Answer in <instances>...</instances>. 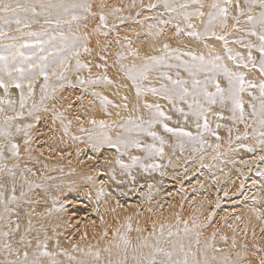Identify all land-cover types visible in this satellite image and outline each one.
Returning a JSON list of instances; mask_svg holds the SVG:
<instances>
[{"label": "rangeland", "instance_id": "obj_1", "mask_svg": "<svg viewBox=\"0 0 264 264\" xmlns=\"http://www.w3.org/2000/svg\"><path fill=\"white\" fill-rule=\"evenodd\" d=\"M5 2L13 6L22 5L26 10L19 13L18 18L23 21L20 25L15 23L16 17L9 16L6 20L5 14H0V33H2L0 34V80L8 85L7 94L5 89L0 87V109H2L0 111V128H5L10 133L7 136L0 135V151L3 153V156L0 157V264H15L16 261H22L25 252L28 253L29 260H31L34 255L45 250L42 243L39 240V243L36 242L37 239L35 238V232L42 217L37 220L38 223L35 222L36 228L32 230L34 232L28 231L24 227H17L25 213V205L33 201L30 197L38 189L36 185L31 184L26 191L23 190V183L29 181L27 178H23L25 173L23 168L27 166V154L22 153L21 155L24 157L22 158L24 164H19V166L13 164L15 161L13 159L19 155L13 154L11 145H18L19 152L20 147L24 148V142L27 138H31V142L37 150H50L48 145L52 147L54 144L50 152H53L56 159L61 160V162L67 161L71 153V151L61 148V144L74 146L73 153L77 156H80L86 149H92L94 152L99 151V154L101 151H114L115 156L112 163L114 168H117V177L119 173L120 181L123 180L120 182L121 185L124 184L127 189L135 184L140 188L145 183L153 186L156 184L158 188L161 185L165 187L168 181L170 182L169 185L174 184L173 180L168 177V171L170 169L177 170V162H182V169L179 171L181 173L179 184H181L190 179V176H187L186 165L192 164L198 157L199 159L204 158L203 153L209 155L210 160H212L211 163L215 160H221L223 163L225 154L236 153V156L231 160L232 168L238 170V167H241L247 171L243 175L238 170L243 182L252 177L261 182L262 197H264V143L261 142L264 141V136L260 134L264 132V127L260 124L259 115L254 116L252 114L253 109L250 107L254 103L256 111L259 113V84L264 80V76L259 71L260 53L257 48L254 47L251 50V55L256 61V67H253L248 61L249 49L245 45L249 41L258 45L259 41L256 36L248 35L247 29L251 28V25L246 23L248 4L245 3V0H239L241 8L245 11L244 16H239V24L233 18L239 15L236 8L237 0H232L231 4H225V0H209L206 6H209H207L209 8L208 14L216 11L211 7L214 3L228 8V28L224 29L222 22L218 21L213 30L226 35L228 47L232 49L234 54L239 53L244 58L243 62L248 63L247 68L238 66L237 62L227 58L223 41L212 36H205L203 40H200L187 35L189 31L193 30L204 32L207 26L208 14L205 25L197 29H189L187 24H192L193 20H199L200 16L193 15L186 21L183 15L184 11L193 13L197 9L201 10L202 0H199V3H193L192 0H5ZM166 3L175 7L176 11L166 9ZM185 3L188 4L186 10L179 7ZM72 4H90L92 13L97 15L82 13L80 9H76L77 14L81 15V19L72 20L71 11L65 12L64 10V6ZM114 9H120V11H114ZM260 11L258 4L253 6V15L258 16ZM101 12L107 17V27L101 25L99 20ZM57 19L60 20V23L56 22ZM176 25L183 29L179 34H177ZM232 25H236V27L233 28ZM98 26L99 31H96ZM167 30L171 32V37L165 32ZM257 31H259L258 26ZM172 37H174L173 40L166 39ZM189 39L197 42L201 47L212 40L219 47V52L206 51L204 53L197 51L184 42ZM140 40L150 42L153 47L138 63L135 60L137 55L133 53H137L134 44ZM237 41L240 42L237 43ZM164 43H167L172 50H179L176 54L190 51L197 55H204L206 58L210 54H219L223 57V63L230 70L243 73L246 82L250 81L256 84L257 87H246V90L240 94L244 103L243 122L239 119V110L235 112L237 118H231L234 114L231 110V102L223 107L219 104L211 106V111L206 113L208 128L205 129L203 126L204 116L193 115L188 105L178 98L175 99L174 107L173 103L161 95H153L149 91H145L138 97L132 82L120 70V64H124L126 67L132 64L141 65L146 57L161 55ZM85 45L88 48L87 52L84 51ZM118 53H123V59L118 60ZM77 54L80 63L89 65L91 71L87 68L77 69ZM181 59L191 60L190 57L183 55H181ZM169 62L172 64L180 63L175 59ZM43 67L47 69V81H45L44 73L41 71ZM160 71L168 72L173 79H177V72H179L180 78L189 79L188 73L182 67L161 68ZM61 72L64 75L63 80L57 79L56 76V73ZM104 76H107L108 79L110 76L123 77L124 82L122 81V84L131 90L135 101L131 103L124 101L127 105L125 107L123 100L128 96V93H122L123 104L117 123L101 127L97 123H92V119L83 118L81 112L83 114L88 109V104L93 102L103 106L101 98L106 94L109 87V84L102 79ZM200 78L203 79V74ZM218 79L221 87L226 88L227 80L222 75ZM80 80H84L86 83L81 84ZM91 80L96 81V83H87ZM17 83H20L22 87L17 88ZM142 84L145 88H160L162 84H168L170 88L172 87L169 81L161 79L159 73L155 71L150 72L148 79L142 81ZM29 85H31V91H29ZM21 91H23V108L20 106ZM209 91H215L211 84ZM45 96H47L46 99ZM254 96L257 99L253 100ZM9 101L12 103L9 104ZM146 103L160 105L165 117H170V119L160 117L159 122L150 129L163 139V144L159 139L154 140L146 132H125L126 127H132L128 124L129 119L139 123L141 118L144 122L153 118L154 109L146 108L144 106ZM177 108L183 109V112L177 111ZM6 117L12 118L7 125L4 123ZM165 123L170 128L182 129L184 132L191 133V136L167 132L163 127ZM144 126L147 128V123ZM17 128L20 130L17 131ZM111 131L114 133L111 134ZM108 138H111L113 142L117 141V138L126 140L135 138L140 141L141 147L137 148L131 144L127 147L122 144L113 147L108 142ZM148 145H154V148L148 149ZM161 148L162 153L157 151ZM83 156L82 154L81 159ZM250 156L256 160L250 159ZM133 157L138 159L134 161ZM85 160L83 159V161ZM201 160H199L201 165H198V169L208 170L209 163L204 165V159ZM250 161L251 163H248ZM28 173L31 172L28 171ZM152 177L156 182L155 180L150 181L153 179ZM152 181L155 183L153 184ZM40 186L43 187V185ZM49 188L47 187V189ZM178 188L175 187V190L182 195V186ZM44 189L46 194V188ZM244 189L243 184L240 186L239 193L233 195L231 194L232 191L217 187L212 196V204L208 206V213L201 221L200 228L208 230L207 246L215 253H225L229 248H233L229 241H238L248 245L251 249L253 255L251 252L250 255L253 258V264H261V261H264V230L244 229L238 226L231 232V238L227 242L225 241L227 238L220 235L219 232L221 223L218 214L223 209L230 208L228 203L237 200V196L244 195ZM113 190L119 191L116 187ZM159 192L160 190L157 188L152 191L147 198L149 203L150 200L154 202V198ZM182 196L184 197L181 198V202H183L181 206H186L189 193ZM156 210L149 209L153 213ZM174 218L175 223L173 225L177 222L178 225L175 226H180L179 223L182 221L179 219V214H176ZM123 226V231H127L129 226ZM76 228L79 229V226L77 225ZM69 229L65 231L69 233ZM66 232L65 234H67ZM65 234L63 235L66 237L65 245L70 250L65 254L62 251V255L61 252H57L58 250L55 252L53 249L52 253L54 255L57 253V255L55 257H41L43 264H51L53 259L57 264H76L68 263V261L73 259L81 249L75 248L73 241L68 240L69 236L72 235L71 232L68 237ZM193 234L191 239L189 238L188 242L181 248L179 239L172 229L158 231L157 243L155 242L150 250L132 249L123 238L122 244L124 246L122 245L123 247L116 255L108 257L106 261L99 259L91 263L89 260V264H148V261L152 259L156 261V264H167L169 257L165 252L172 253L171 259L173 261L185 259V253H187V259L193 261L196 259L199 250L196 240L198 238L199 243L202 244L204 238L203 232L199 230ZM34 239L35 241H33ZM228 242L231 244L229 247ZM157 249L165 251L159 252ZM78 261L84 262L79 259ZM85 262L88 264V261Z\"/></svg>", "mask_w": 264, "mask_h": 264}, {"label": "bare ground", "instance_id": "obj_2", "mask_svg": "<svg viewBox=\"0 0 264 264\" xmlns=\"http://www.w3.org/2000/svg\"><path fill=\"white\" fill-rule=\"evenodd\" d=\"M208 1L202 0L203 8L200 11L204 15L200 16L199 20L192 21V29L205 25L209 10V6H206ZM165 32L170 37L172 36L170 31ZM166 39L173 40L174 37ZM184 42L200 52H219V47L212 40L208 41L204 47L190 39ZM151 47L153 45L148 41H137L134 44V48L138 53L135 60L140 63ZM109 80L112 83L109 84L108 91L102 97H106L111 103L103 102L101 107L93 102L88 104V109L83 114L81 112L82 117L92 119V123L95 121L100 125V122L103 121V127L117 123L124 101L126 103L135 101L131 90L123 86V77L110 76ZM122 93H128L127 99L123 100ZM125 102L123 105H125ZM113 133L114 131H111V134ZM24 145V148L20 147L19 156L16 155L18 157L13 159L15 160L13 164L17 166L22 164L24 162L22 158L24 157L21 155L22 153L27 154V169L26 167L23 168L26 169L23 170L25 172L23 178H27L29 181L23 183V190L26 191L31 184L36 185L38 189L30 197L33 201L25 205V213L18 226L32 231L36 228L37 220L42 217L35 232L36 242L39 240L43 246L46 244L50 253L54 249V251L58 250L57 252L61 253L63 251L64 254L70 249L66 247V237L63 235L71 228L69 230L72 235H70V232H66L65 235L68 237L69 234L70 238L68 240H72L75 248H80L81 251H78L68 263H82L78 259L84 261L85 264V261H88L89 264V260L91 263L99 259H105L106 261L108 257L116 255L120 248L124 246L122 244L123 238L132 249L150 250L157 241L158 231L172 229L179 239L180 247L186 244L189 238L191 239L194 235L193 232L197 230L203 232V243L198 244L199 250L196 259H194L199 261L200 264H253V258L250 255L252 251H250L248 245L228 240L231 238V232L237 229L238 226L244 229L264 230V197H262L261 182L254 177L248 178L244 182L241 180L240 173L244 175L247 171L238 167L239 165L237 167L240 173L232 168L231 160L236 156V153L225 154L223 163L221 160H215L211 163L212 160H210L209 155L203 153L204 158L199 159L198 157L192 164L186 165L187 176H190V179L181 184H179V175L181 174L179 171L182 169V162H177V170L170 169L168 171V177L173 180L174 184L169 185L170 182L168 181L165 185L166 188L164 185L158 188L154 184L156 180L152 177L153 179H150V181L155 180V182L152 181L154 186L145 183L140 188L135 184L127 189L124 184L121 185L120 182H123V180L120 181L121 176L119 178V173L117 177V168L115 169L112 163L115 156L114 151H101L102 153L99 154V151L94 152L92 149H86L82 152L84 155L82 158L86 159L83 161L81 159L82 154L77 156L73 153L74 146L61 144V148L71 151L67 161L61 162V160L56 159L53 152H50L54 144L52 147L48 145V148H51L50 150H37L31 142V138H27ZM250 157V159L256 160V158ZM201 159H204V165L209 163L208 170L198 169V165H201L199 161ZM248 163H251V161ZM28 171L31 173H28ZM243 184L245 188L243 190L244 195L237 196V200L228 203L230 208L223 209L218 214L221 223L220 235L226 237L225 241H229L233 248H229L225 253L217 254L207 246L208 230L200 228L201 221L208 213V206L212 204V196L215 194L217 187L230 190L232 191L231 194L237 195L240 186ZM40 185H43V187ZM118 186H121V188H118ZM179 186H182L181 191L183 194L189 193L186 206H181L183 194L181 195L175 190V187L178 188ZM47 187L50 188L47 189ZM115 187L119 191H114L113 188ZM44 188H46V194ZM155 188L160 192L155 196L154 202L150 200L149 203L147 198ZM149 209L157 210L153 213ZM176 214H179V219L182 221V223H179L180 226L177 227L175 226L177 222L173 225ZM77 225L79 229L76 228ZM123 225H130L127 231L124 230L125 234L123 233ZM186 227L187 232L185 231ZM34 245L32 246L34 247ZM32 246L30 247L32 248Z\"/></svg>", "mask_w": 264, "mask_h": 264}, {"label": "snow or ice", "instance_id": "obj_3", "mask_svg": "<svg viewBox=\"0 0 264 264\" xmlns=\"http://www.w3.org/2000/svg\"><path fill=\"white\" fill-rule=\"evenodd\" d=\"M193 3H199V0H192ZM232 0H225V4H231ZM245 3L248 4L247 9V19L246 23L251 25V28L247 29L248 35L250 36H256L258 38L259 44H253L251 41H249L245 47L249 49L248 53V61L252 64L253 67H256V61L253 59L251 55V50L255 47L260 53V60H259V71L262 76H264V0H245ZM256 4L259 5V8L261 11L259 12L258 16L252 14V8ZM182 9H187L188 4H181L179 5ZM211 7L216 10L214 12H210L208 14V21L207 26L204 30V32H198V31H189L187 35L196 37L197 39L203 40L205 36H212L215 37V39L223 41L225 46V51L227 53V58L229 60H232L234 62L238 63V66H242L244 68L248 67V63H244V58L239 55V53H233L232 49L228 47V40L226 38V35L215 32L214 25L220 21L222 22L223 28L227 29L228 24V8L226 6H221L218 3H214L211 5ZM165 8L169 11H176V8L173 6L165 4ZM200 8H203V5H200ZM236 8L238 10L239 15L236 17H233L236 20V23L239 24V16H244L245 11L243 8H241L239 4V0H237ZM76 9H80L82 13H89L91 15H97L96 13H92L91 11V5L90 4H72L70 6H64L65 12L71 11V19L72 20H79L81 19V15L77 14ZM26 10L24 6L16 4L13 6L10 3H6L5 0H0V14H5L6 20L9 16L16 17L15 23L17 25H20L23 23L18 16L21 11ZM114 11H120V9H114ZM184 19L188 21L191 16H203L204 13L197 9L193 13H188L187 11L183 12ZM121 20L123 18H120ZM99 20L101 22V25L104 27H107V17L101 12L99 14ZM10 22V21H8ZM57 23H60V20L57 19ZM25 26H27L25 24ZM257 26L259 28V31H257ZM233 28L236 27V25H232ZM187 28L192 29L193 25L191 23L187 24ZM96 31H99V26L97 27ZM176 31L177 34L183 31V29L180 28L179 25H176ZM2 34V33H0ZM240 41H237L239 43ZM84 51L87 52L88 48L85 45ZM179 50H172L169 48V45L167 43L163 44L162 47V54L159 56H148L144 59V62L141 65L132 64L130 66H125L124 64H120V70L124 72L125 76L128 80L132 82V85L136 89V94L139 97L142 95L145 91L151 92L153 95H161L164 99L168 100L169 102L173 103V106L175 107V99L178 98L182 102L186 103L188 105L189 110L192 111L193 115H196L197 117L204 116L205 122H204V128H208L207 123V117L206 113L211 111V106L215 104H219L221 107L226 105L228 102H231L232 105V112L234 113L231 117L232 119H236L235 112L239 110V119L241 122L244 120V103L241 99V93H243L247 88H255L257 87L256 84L252 82H246L244 79V74L239 71H232L230 70L225 63H223V57L219 54H210L208 58H206L204 55H197L192 52H184L182 54H176ZM134 55H138V53H133ZM181 55L188 56L191 58L190 61L188 60H182ZM118 60L123 59V53L117 54ZM175 59L180 61L179 64H172L169 61ZM63 66V62H62ZM76 67L77 69L81 68H87L89 71H91L89 65L87 64H81L78 59L77 54V61H76ZM180 68L182 67L185 72L188 73L189 79H183L180 78L179 72H177V79H173L171 75H169L166 71H160L161 68ZM41 71L44 73L45 81L48 79L47 75V69L46 67L41 68ZM158 72L159 76L163 80L169 81L171 84V88L168 84H162L160 88L156 87H150L145 88L142 84V81L147 80L150 72ZM201 74H203V79L200 78ZM23 74L21 73V76ZM223 76L227 80V87L223 88L221 87V84L219 82L218 77ZM57 79L63 80L64 75L63 73H56ZM105 83L111 84L112 81L107 78V76H104L102 78ZM81 84L86 83L84 80H80ZM87 83H96V81L91 80L87 81ZM211 84L212 87L215 88V91H209V85ZM190 85V87H189ZM0 87H3L5 89V93L7 94V88L8 85L3 81L0 80ZM17 88H21V84H16ZM259 90H260V106H259V113L256 111V105L253 103L250 105L253 109V115H259L260 117V124L262 127H264V80L261 81L259 84ZM29 91H31V85H29ZM251 95V93H249ZM45 99L47 96L44 97ZM190 98V99H189ZM103 102L105 103H111V101H108L106 97L101 98ZM127 99V97H125ZM257 99V97H253V100ZM9 104L12 102L9 101ZM21 108L24 107V100H23V91H21ZM146 108L154 109L152 115L153 118L148 120L147 122H144L141 118V122L137 123L136 121L129 119L128 124L132 125V127H126L125 132L131 133L133 131H140V132H146L147 135L151 136L154 140L159 139L161 144L164 143L163 139L161 137H158L157 134L154 131H150L151 127L159 122L160 117H164L165 119H170V117H165V113L160 109V105L158 104H145ZM127 107V105H125ZM179 112H183V109L177 108L176 109ZM2 111V109H0ZM11 117H6L4 120L5 125H7L11 121ZM93 123H96L93 121ZM145 123H147V128H145ZM100 126H104V122H100ZM164 130L176 135H184V136H191V133L184 132L182 129H175L170 128L165 123L163 125ZM197 127H199V124H197ZM20 129L17 128V131ZM10 133L5 128H0V135L7 136ZM261 136H264V132L260 133ZM108 142L112 144L113 147H115L117 144H122L125 147H127L129 144H131L134 147H141L140 141L138 139L132 138L130 140L117 138V141L113 142L111 138H108ZM264 143V141H261ZM13 154L18 155V149L19 146L16 144L11 145ZM148 149H153L154 145H148ZM157 151L162 153V148L157 149ZM3 156L2 151H0V157ZM137 157H133V160H137ZM119 162V161H118ZM15 199V197H13ZM17 227H19L17 225ZM130 227V225H129ZM185 231L187 232V227L185 228ZM7 235V233H5ZM196 243L199 244V239L197 238ZM235 243V242H234ZM7 247V246H6ZM39 247V245H38ZM44 251L39 252L38 255H34L31 260H29L28 253H24V259L22 261H16L15 264H43V261L41 260V257H51L54 256L53 253L48 252L47 245L44 246ZM183 248V246H181ZM159 252H164L163 249H157ZM165 254L169 257V260L167 264H200L199 261H189L187 259V253H185V259L183 260H175L173 261L171 259L172 253L171 252H165ZM98 255V254H97ZM193 256H195V253H193ZM51 264H57V262L53 259L51 261ZM148 264H156V261L154 259L149 260ZM261 264H264V261H261Z\"/></svg>", "mask_w": 264, "mask_h": 264}]
</instances>
